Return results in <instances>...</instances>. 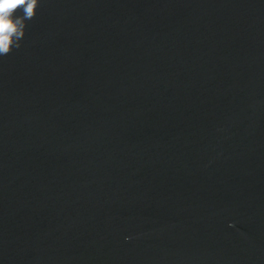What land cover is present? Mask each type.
<instances>
[{
	"label": "water",
	"instance_id": "water-1",
	"mask_svg": "<svg viewBox=\"0 0 264 264\" xmlns=\"http://www.w3.org/2000/svg\"><path fill=\"white\" fill-rule=\"evenodd\" d=\"M0 57V264H264V0H40Z\"/></svg>",
	"mask_w": 264,
	"mask_h": 264
},
{
	"label": "clouds",
	"instance_id": "clouds-1",
	"mask_svg": "<svg viewBox=\"0 0 264 264\" xmlns=\"http://www.w3.org/2000/svg\"><path fill=\"white\" fill-rule=\"evenodd\" d=\"M40 0H0V57L21 47L26 21L36 16Z\"/></svg>",
	"mask_w": 264,
	"mask_h": 264
}]
</instances>
